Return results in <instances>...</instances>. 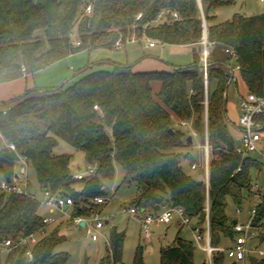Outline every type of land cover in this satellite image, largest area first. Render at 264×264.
I'll return each mask as SVG.
<instances>
[{
  "label": "trees",
  "instance_id": "trees-1",
  "mask_svg": "<svg viewBox=\"0 0 264 264\" xmlns=\"http://www.w3.org/2000/svg\"><path fill=\"white\" fill-rule=\"evenodd\" d=\"M200 2L201 6L198 0H0V84L82 50L113 48L117 41L125 44L132 35L193 45V61L184 67L136 72L130 64L101 62L111 68L93 70L88 66L71 85L40 91L37 87L0 101V177L12 179L19 157L25 156L41 189L72 197L74 215L85 214L90 199L106 195L102 179L114 178L118 162L124 169L122 183L137 184L134 205L139 209L156 213L165 204L181 207L196 220L201 234L209 223L212 246H222L225 241L232 245L236 231L234 219L227 213L228 203L243 209L253 185L251 172L264 170V160L236 150L227 116L232 74L224 64L232 57L226 49L236 51L248 91L263 95L264 12L236 13L218 22L216 11L234 0ZM90 4L92 10L87 12ZM162 11L163 18L157 19ZM173 11L178 19L173 18ZM202 14L210 42L207 82L200 70ZM154 82L159 83L157 91ZM255 120L264 129V113ZM182 121L191 122L202 139L207 134V176L202 170L201 178L193 177L183 167V160L189 158L185 150L191 144ZM59 140L84 152L88 165L97 164L96 173L75 178L70 168L72 155L54 152ZM40 206L37 198L0 191V244L43 228ZM256 210V237L263 243L264 193ZM47 231L30 246L32 260L25 247L10 252L0 247V264H66L69 253L56 250L66 236L59 226ZM125 235L116 227L111 229L97 264L122 261ZM194 242L179 232L172 245L161 247L160 264H194ZM226 257L224 251H215L212 264H224ZM246 261L264 264V255L247 254ZM84 264H88L87 258ZM132 264H146L142 245Z\"/></svg>",
  "mask_w": 264,
  "mask_h": 264
},
{
  "label": "rangeland",
  "instance_id": "rangeland-1",
  "mask_svg": "<svg viewBox=\"0 0 264 264\" xmlns=\"http://www.w3.org/2000/svg\"><path fill=\"white\" fill-rule=\"evenodd\" d=\"M263 12L264 2L260 0H234L233 4L221 7L216 11V19L218 22H224L231 19L236 13L255 15ZM140 41L141 40L138 39L136 42L134 41L135 43H125L126 45L123 44L120 47L115 46L113 48L96 47L68 55L56 61L54 64L37 71L35 75L37 87L38 89H46L50 87H59L62 84H65V86L71 85L83 75L78 72L88 66H92L91 69L93 70L111 68L101 62L130 64L133 71L136 72H159L170 69L171 64L184 66L191 64L193 61L191 50L186 46L157 43L156 45L153 44L150 48H146L144 42L140 43ZM196 46L198 49L200 48L199 45ZM200 50L202 51L201 48ZM157 85V82L153 83L154 91L158 90L156 88ZM239 89L242 93H246L243 86H240ZM227 93L228 103L231 104L234 102L237 107L239 92L234 83L229 85ZM233 121L235 124L239 122L237 118ZM229 128L230 132L234 134L233 138L235 143L238 144V137L240 138L241 135L240 132H238L232 123H229ZM108 132L111 134L110 129H108ZM262 143L264 144V138ZM54 152L56 154L68 153L72 155L70 168L73 174H85L87 172L89 165L86 161L84 152L75 149L63 140H59V144ZM191 152L195 155L194 161L199 163V148L193 147L191 148ZM253 156L260 159L258 154H253ZM192 161L193 159H186L184 162L185 171L193 177L201 178L202 166L198 165L197 169H191ZM251 174L252 184L257 183L260 190L264 191V170L260 172L252 170ZM123 176V167L118 162H115L114 178L102 179L104 189L106 190L105 196L108 199L104 206L103 214L106 216L109 223L103 230L105 236H102L99 241H92L86 238V231L84 228L72 225L69 226L70 219L68 216L62 215L59 212L51 214L55 217L62 216V221L48 226V230L51 231L59 226L62 233L66 236V241L56 248L57 251H66L69 253L70 257L66 264H84L86 258L88 264H97L99 258L104 254V247L113 227H116L120 231H125L126 233L122 261L119 264H132L138 245L143 246L146 264H160L161 247L172 245L179 232L183 238L194 242L191 230L187 226H182L177 217L169 224L160 223L158 221L153 222L151 225V236L144 238L141 233L142 224L139 219L142 213H138V216H133L129 213V208L134 206V200L138 195L137 184L135 182L129 184L122 183ZM29 182L30 189L35 191L36 198L41 200L42 189L33 168L29 169ZM81 188V184L76 185L77 190ZM258 201L259 197L257 196L253 201L247 202L242 211H238L234 204L229 201L227 213L231 217L239 218L240 222H244L251 209L256 206ZM70 212L71 210L68 209V215ZM160 212L161 211L158 210L154 215H158ZM40 213L41 215L48 213V209L42 204L40 206ZM229 244V241H225L222 246L227 247ZM194 245V264H210L208 254L197 246L195 242ZM247 247L249 250L248 254L259 257V251H264V242L262 243L257 237H253L248 240ZM230 263L231 259L226 257L224 264ZM246 264H249V262L246 261Z\"/></svg>",
  "mask_w": 264,
  "mask_h": 264
},
{
  "label": "built area",
  "instance_id": "built-area-1",
  "mask_svg": "<svg viewBox=\"0 0 264 264\" xmlns=\"http://www.w3.org/2000/svg\"><path fill=\"white\" fill-rule=\"evenodd\" d=\"M264 2V0H260ZM92 5H88L86 8L87 12H91ZM164 11L160 12L157 19H162L164 16ZM142 14L137 16V19L141 17ZM174 19L179 18V14L176 11L172 12ZM203 21V37L200 42L202 45V51L200 55V70L207 82L208 77V59L210 54V42L207 38V28L204 25L206 20L204 14H202ZM139 38L132 35L131 38L126 40L137 41ZM145 39L149 42V46L154 44V41L148 37ZM78 44V43H77ZM121 41L116 42V47L122 46ZM226 52L234 59L237 58V53L233 49H226ZM235 69H240L237 64ZM233 72V70H232ZM97 108V106H95ZM239 127L242 132L241 143L236 147L237 152L242 154H258L264 159V132L261 126L256 122L255 118L259 114L264 113V94L258 95L254 92L248 91L246 94L239 99ZM181 126L188 128L189 133L192 137H198V133L192 129L191 122L182 121ZM0 136H2L0 134ZM206 141L200 147H203L205 152V168L208 171L209 167V149L210 145L208 143V138L206 134ZM10 148L15 150L14 144H9ZM192 168H196V163L192 164ZM97 170V164H90L88 166L87 172L75 174V178L82 179L87 175L95 174ZM0 191L6 194H19V195H29L36 198L35 191L30 189L29 182V165L25 156L19 157V162L17 167L14 169L12 179L7 180L6 178L0 177ZM252 192L258 195L259 201L261 199L264 191H261L259 185L253 184L251 188ZM107 198L104 195L95 196L89 201V210L85 214L74 215V200L72 197L63 195L61 193H56L50 189H42V199L39 202L48 209V213L43 216L44 227L38 232H34L28 235H21L16 239H7L0 244L1 250L3 252H10L13 249L25 247L26 255L29 260L33 259L32 249L30 246L34 245L40 238L47 234L48 226L59 223L62 221V216L55 217L51 215L52 213L59 212L62 215H66L70 219V226L81 227L80 223L84 222L85 225L82 227L86 231V238L92 241H99L102 236H105L103 230L106 226V216L103 214V209L107 203ZM70 209L71 212L68 215L67 210ZM160 214L154 215L156 213L145 211L144 209H139L136 205L129 208V213L133 216H138V213H142L139 217L142 224L141 233L144 238H148L151 235V225L153 222L158 221L160 223L169 224L172 220L177 217L182 226H187L192 234L195 243L204 250L209 257V262L212 264V253L215 251H224L227 256L234 259L237 263L246 264V256L249 252L247 243L248 240L256 237L258 234L256 218V207H254L249 214V217L244 222H236L234 224V230L236 231V237L233 244L229 247H214L210 244V232L209 223L207 222L204 234H201L199 226L196 224V220L187 216L185 211L181 207H174L168 204L162 205L160 207ZM261 229L264 230V221ZM260 255H264V251H259Z\"/></svg>",
  "mask_w": 264,
  "mask_h": 264
},
{
  "label": "crops",
  "instance_id": "crops-1",
  "mask_svg": "<svg viewBox=\"0 0 264 264\" xmlns=\"http://www.w3.org/2000/svg\"><path fill=\"white\" fill-rule=\"evenodd\" d=\"M206 20V19H205ZM207 24V23H206ZM208 29V28H207ZM208 32V31H207ZM140 43L141 42H144V46L146 48H150L151 46H149V42L144 38L140 39ZM154 41V45H156L157 43H160L158 41ZM136 42V41H135ZM134 41H130V42H127L128 43H135ZM162 44H165V43H162ZM126 45V44H124ZM182 46H186L188 47L190 50H191V53H192V49H193V45H189V44H186V45H182ZM72 55V54H71ZM193 56V55H192ZM54 64V63H53ZM106 66H110V64H105ZM189 65V64H187ZM187 65H184V66H187ZM236 59L232 58V60L230 61H227L225 64H224V68L226 71L230 72L232 74V81L230 84L234 83L238 89V92H239V97H238V101H237V107L235 105V103H231L229 104L228 103V97H227V116H228V120H229V123H232L236 129L238 130V132H240V138L238 137V144H236V147L240 145L241 143V137H242V132H241V129L239 127V122L238 124H235L234 123V119H238L239 121V116H240V108H239V99L241 96H243L244 94H246L248 92V89L240 75V71L239 69H235L236 68ZM167 66V65H165ZM175 66H179V67H184V66H180V65H175V64H171L170 65V69H166L167 71L169 70H172ZM161 68H166V67H161ZM169 68V67H167ZM133 69V68H132ZM164 70V71H166ZM233 70V72H232ZM142 72V71H140ZM37 72L33 73V74H25L24 76L16 79V80H12V81H9V82H5V83H1L0 84V101H7V100H11V99H14V98H17V97H20L22 96L27 90H32V89H35L37 88V82H36V78H35V75H36ZM32 79V80H31ZM240 86L246 90V93H242L240 91ZM157 89L159 88V83L156 87ZM42 90V89H39V91ZM228 94V93H227ZM183 127V126H182ZM184 128V127H183ZM186 131H189L188 128H184ZM230 129V128H229ZM263 132H264V129H262ZM235 133V132H234ZM232 136L234 137V134L231 133ZM191 135L190 133L187 135L189 136ZM206 137V136H205ZM192 140H193V143L190 145V147H188V149L185 150V153H189V159H193L192 163H191V169H197L198 168V165L202 166V170L205 172V175L207 176L208 174V171L206 170L205 168V152H204V149L203 147H200V145H203L206 141V138L205 139H202L199 134H198V137H192ZM193 147H198L199 148V163H197L196 161H194L195 159V155L191 152V148ZM192 156V157H191ZM261 158V156H259ZM262 159V158H261ZM264 160V159H262ZM186 161V159L183 160L182 164H183V167H184V162ZM193 163H196V168H192V164ZM201 170V171H202ZM257 194H255V192H252L251 191V194L249 195V198L247 199V202H251L254 200V198L256 197L257 198ZM259 202V201H258ZM257 202V203H258ZM256 207V206H254ZM253 207V208H254ZM252 208V209H253ZM251 209V210H252ZM238 211H242L243 209H237ZM250 214V213H249ZM249 217V215H248ZM248 217L245 219V221L248 219ZM234 219V224L236 222H240L239 218H236V217H232ZM106 221L109 223L108 219L106 218ZM106 223V225L108 224ZM70 226V225H69ZM82 227V226H81ZM119 230V229H118ZM151 236V235H150ZM194 239V238H193ZM231 246V245H230ZM223 247V246H221ZM229 247V246H227ZM226 248V247H224ZM204 251V250H203ZM143 255H144V249H143ZM229 258V257H228ZM231 259V258H229ZM233 262H236L234 259H231V263L230 264H233ZM236 264H239L236 262Z\"/></svg>",
  "mask_w": 264,
  "mask_h": 264
},
{
  "label": "water",
  "instance_id": "water-1",
  "mask_svg": "<svg viewBox=\"0 0 264 264\" xmlns=\"http://www.w3.org/2000/svg\"><path fill=\"white\" fill-rule=\"evenodd\" d=\"M198 1H199L200 6H201V2H200V0H198ZM204 25H205L206 28H207V24H206V22H205ZM206 34H207V31H206ZM186 140H187V142H189L190 144L193 143V140H192V136H191V135L187 136ZM191 157H192V156H191ZM106 223H108V222L106 221ZM80 225L83 227V226L85 225V223H84V222H81ZM233 264H236V262H233Z\"/></svg>",
  "mask_w": 264,
  "mask_h": 264
}]
</instances>
